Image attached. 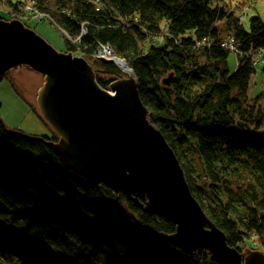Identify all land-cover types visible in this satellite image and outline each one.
Instances as JSON below:
<instances>
[{
  "label": "trees",
  "instance_id": "trees-1",
  "mask_svg": "<svg viewBox=\"0 0 264 264\" xmlns=\"http://www.w3.org/2000/svg\"><path fill=\"white\" fill-rule=\"evenodd\" d=\"M31 1L62 33L65 52L88 58L107 45L128 65L203 213L229 247L243 251L253 238L264 253V95L248 103L249 56L264 49V22L245 28L224 0ZM232 36L240 57L230 73L222 42ZM93 66L98 77L119 76L114 65ZM8 130L0 118V264H216L153 235L174 232L164 216L86 182L47 146Z\"/></svg>",
  "mask_w": 264,
  "mask_h": 264
},
{
  "label": "water",
  "instance_id": "water-1",
  "mask_svg": "<svg viewBox=\"0 0 264 264\" xmlns=\"http://www.w3.org/2000/svg\"><path fill=\"white\" fill-rule=\"evenodd\" d=\"M18 68L43 76L36 106L58 136L56 141L44 139L45 145L65 169L123 194L144 213L165 211L169 219L175 217L173 233L152 234L187 254L207 253L216 264H264L261 251L229 247L225 235L203 213L173 151L149 122L150 113L141 104L132 77L110 78L106 89L116 96L109 95L96 85L85 60L57 52L19 20L0 19V81ZM7 132L43 142L40 137Z\"/></svg>",
  "mask_w": 264,
  "mask_h": 264
},
{
  "label": "rangeland",
  "instance_id": "rangeland-1",
  "mask_svg": "<svg viewBox=\"0 0 264 264\" xmlns=\"http://www.w3.org/2000/svg\"><path fill=\"white\" fill-rule=\"evenodd\" d=\"M8 1H11V3H16V5H18L17 9L16 7L13 8L12 5L8 3ZM224 1L226 3L223 4L226 6L225 8L227 9V12L231 13L233 17L238 20V24H243L245 28H248L249 21L254 17H259V19L264 22V0ZM223 4L221 2L218 3L219 6H224ZM38 14L41 17L44 16V19H46L47 21L37 22L36 19H40L37 17ZM8 16H10V18ZM0 19L9 21L13 19H23L22 22L25 23L26 27L34 31L44 41L51 45L57 52L64 53L66 51L65 39L62 33L50 23L48 17L45 16L44 13H40L34 8L31 0H0ZM163 30L165 31V28H163ZM224 38L225 39L222 42V47L230 52L228 57V68L230 73H233L236 68V58L240 56L237 51H232L230 49V45H232L230 37ZM202 42V44L198 42V45L202 46L204 43L208 45V42H205L203 40ZM225 42L226 44L224 45ZM158 45L161 46V44ZM72 55L78 56L76 54ZM249 59L252 63V67L255 69V74L251 77L250 80L248 103L249 105L254 104L258 106L263 100V97L261 96L264 95V49H255L251 51ZM100 76L104 77L105 81H107L109 84L112 81L110 78H108V76ZM41 79L43 81V77L40 78L39 75L23 68H20L16 72H10L5 77H3L0 81V118L5 124V127L9 130H18L24 134L34 137H40L43 139L46 138L51 141L53 137L57 138V136L41 119V116L38 113L37 106L35 104L37 90L42 85ZM166 144L170 148L168 143ZM173 155L175 156L174 153ZM78 176L81 177L80 175ZM82 179L84 180V178ZM112 192L116 193L114 191ZM239 247L241 248V250L248 248L250 250L258 251V246L256 245V241L253 238H250L248 241H246V243L240 245ZM183 252L187 254L185 251ZM200 254L209 256L207 253ZM187 255L192 256L196 254Z\"/></svg>",
  "mask_w": 264,
  "mask_h": 264
},
{
  "label": "bare ground",
  "instance_id": "bare-ground-1",
  "mask_svg": "<svg viewBox=\"0 0 264 264\" xmlns=\"http://www.w3.org/2000/svg\"><path fill=\"white\" fill-rule=\"evenodd\" d=\"M95 2H98V0H95ZM37 16H39V15H37ZM5 21H9V20H5ZM19 21H21V23L26 27V25H25V23L24 22H22L23 21V19H20ZM26 28H28V27H26ZM80 28H82L81 29V33H82V35L81 36H84L85 35V30L83 29V27L81 26ZM30 29V28H29ZM160 37H156V38H152V39H150V40H153L152 41V43L153 44H156V45H158V44H161L162 45V40H160L159 39ZM230 40L232 41V45H230V49L232 50V51H237L238 52V54H240V52H239V50L237 49V47H236V44L233 42L234 41V38H233V36L230 38ZM205 42H208V41H205ZM203 43V42H202ZM205 44V43H204ZM226 44V42L224 43V45ZM64 53H68V52H64ZM72 54V53H71ZM76 55H78V56H75V57H77V58H82L83 60H85L86 62H87V64L92 68V70H93V72H94V74H95V79H96V85H98L99 87H100V89L101 90H103V91H106L109 95H114V96H116V94H115V92H114V94L113 93H111L108 89H106V88H104V87H102V85H100V83L98 82L99 80L98 79H101L100 78V76L98 77V70H97V68L95 67L94 68V66H93V63H94V61H98V62H100V63H103V62H101V60H113V62H114V65H115V68L117 69V71L119 72V76H117V77H114V78H117V79H120V78H123V77H126V76H129V77H132L134 80H135V82H136V85H137V81H136V78H135V76H134V73H133V71L128 67V65L122 60V59H120V58H118V57H116L115 55H114V53H113V51H112V49L109 47V46H105V45H102V46H99V47H97L96 48V50L94 51V53L90 56V57H88V58H86V56H83L82 54H80V53H76ZM74 56V55H73ZM103 64H105V63H103ZM20 68H18L17 69V71L19 70ZM32 72V71H31ZM34 73V72H33ZM8 74V73H7ZM6 74V75H7ZM36 74V73H35ZM5 75V76H6ZM37 75H39V77L40 78H42L43 76L42 75H40V74H37ZM4 76V77H5ZM41 81H42V79H41ZM42 83H43V81H42ZM41 87V86H40ZM39 87V88H40ZM38 88V89H39ZM137 90H138V85H137ZM38 91V90H37ZM138 94H139V92H138ZM140 97V96H139ZM140 101H141V99H140ZM35 104H36V99H35ZM141 104L143 105V103H142V101H141ZM32 106V105H31ZM144 106V105H143ZM145 107V106H144ZM146 108V107H145ZM147 109V108H146ZM37 111H38V109H37ZM38 113H39V111H38ZM150 122V121H149ZM45 123V122H44ZM151 123V122H150ZM45 124H47V123H45ZM51 128V127H50ZM12 131H16V132H20V131H18V130H12ZM22 133V132H21ZM58 137V136H57ZM45 142H46V140H44L43 139V142H40L41 144H43L44 146H46L45 145ZM62 166H63V164H62ZM64 167V166H63ZM73 172V171H72ZM85 180V179H84ZM86 181V180H85ZM148 214V213H147ZM149 215H158V214H149ZM159 215H161V216H164L165 217V219L166 220H168L169 222H174L173 221V219H175V217H170V219H169V215L167 214V213H165V211H162L161 212V214H159ZM171 220V221H170ZM246 249H248V248H246ZM245 250V249H244Z\"/></svg>",
  "mask_w": 264,
  "mask_h": 264
}]
</instances>
